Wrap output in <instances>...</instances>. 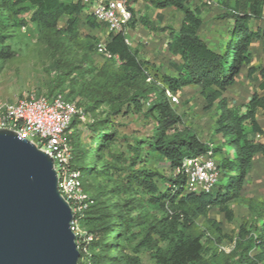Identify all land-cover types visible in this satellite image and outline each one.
Wrapping results in <instances>:
<instances>
[{
    "label": "rangeland",
    "instance_id": "rangeland-1",
    "mask_svg": "<svg viewBox=\"0 0 264 264\" xmlns=\"http://www.w3.org/2000/svg\"><path fill=\"white\" fill-rule=\"evenodd\" d=\"M79 1L83 3V10L78 16L74 38L55 31H38L34 25H29L25 32H16L11 39L5 41L3 46L8 49L10 47L11 56L8 54L7 57L0 58V107L24 97H51L62 93L86 109L84 118L76 122L69 135L68 160L76 171L89 169L92 161L98 160L101 155L103 161L99 162L95 175L87 173L82 176L81 191L87 195L84 201H88L82 210L90 222L82 230L84 236L80 242L83 245L85 237H89L86 243L92 239L97 241L96 251L95 247L94 250L87 249V254L97 253L99 264H123L121 257L126 255L138 256L143 264H152V254L148 249L140 248L137 252L135 249L142 237L140 231L144 229L145 232L142 233L145 234L150 226L157 225L162 211L148 202L149 195L141 188L127 187L126 176L127 169L137 156L134 149L139 146V142L152 139L157 125L154 117L147 112L149 101L143 102V106L138 108L131 99L143 91L148 92L154 85L149 81H138L135 87H129L116 80L120 64L117 61H106L93 50L95 44L106 39L108 34L105 26L89 22L90 2L62 0L66 4ZM138 1L140 2L130 5L138 18L143 14L147 15L149 11L154 12L151 4L144 0ZM216 1L191 0L189 3L199 9L203 20L199 36L211 48L225 53L233 21L219 18L223 10L217 6ZM171 15V22L174 26H179L178 11L174 10ZM66 24V18H63L58 28L65 27ZM259 25H264L261 16L251 19L248 23L249 32L259 33L256 32L260 29ZM129 27L128 24L125 34L127 39ZM251 55L250 64L239 72L234 86L225 92L227 108L241 114L247 112L253 97L264 93L261 88L264 81V45L259 40L253 42ZM163 56V61L171 57L167 49ZM153 76L156 79L154 73ZM175 94L180 102L171 105L182 116L183 124L180 128L192 129L202 141L216 147L220 143L217 122L222 113L218 104L207 110L205 98L198 87H186ZM117 110L120 112L116 114ZM261 112L258 109V119L264 116ZM107 121L115 130L116 136L110 146L100 152L101 138H94V131L102 129ZM260 135V138L253 135L251 139L264 143V136ZM71 137L74 141H71ZM147 151L146 146H143V160L136 168L142 164L147 165L153 172L168 179L173 173L169 164L156 157H146ZM217 158L218 161L222 159L221 156ZM254 165L243 182L240 198L228 203L234 213L233 219L228 221L218 207L210 209L208 217L219 223L224 239L219 248L210 245L209 241L218 239L212 232L213 238L204 241L207 246L204 257L209 260L208 264H235L237 258L233 256V252L228 251L231 250L232 241L241 226L255 223L259 212L264 209V156H258ZM225 181L223 177L219 185L223 186ZM154 183H157L161 191L165 190L160 177L155 178ZM116 215H120L119 227ZM100 217L105 220V224L99 220ZM197 222L201 231H205V218L201 217ZM124 233H129L130 239H124ZM151 237L155 238V235L152 233Z\"/></svg>",
    "mask_w": 264,
    "mask_h": 264
},
{
    "label": "trees",
    "instance_id": "trees-1",
    "mask_svg": "<svg viewBox=\"0 0 264 264\" xmlns=\"http://www.w3.org/2000/svg\"><path fill=\"white\" fill-rule=\"evenodd\" d=\"M122 1L132 12V19L129 22L131 28L139 22L151 30L167 31L168 28L154 26L147 17L136 19V13L130 5L137 3L138 0ZM144 1L156 9L173 8L183 14L179 31L170 33L169 48L182 60L176 77L161 74L154 64L143 60L139 51L129 44L123 32L108 35L104 53H99L97 50L100 42H97L93 49L106 61H117L120 64L117 81L135 87L138 81L148 82V79H151L148 83L154 85V88L148 92L143 91L131 99L138 108L143 106V102L149 101L147 112L154 117L157 125L154 127L152 139L139 142V146L134 149L137 156L127 169L126 180L127 187L137 186L149 195L148 202L162 211V217L157 221V225L150 226L145 234H143L144 229L140 231L142 237L135 252L140 248L148 249L152 254V264H208L209 260L204 257L207 247L204 241L213 238L210 233L212 232L218 236V239L209 241L210 245L219 248L221 240L224 239L219 223L208 217L210 209L218 207L227 220L231 221L234 213L228 203L240 198L243 182L251 171L254 157L257 154L264 155V146L251 139V135L262 133L256 121V111L258 108H264V98L253 97L245 114L228 109L224 98L225 92L236 83L239 72L250 64L253 42L262 39L260 33L249 32L248 23L251 19L261 16L264 0L216 1L217 6L224 11L219 18L233 21L231 38L226 45L225 53L211 48L199 36L203 26L200 11L186 0ZM82 10L83 3L80 1L66 4L62 0H0V58L7 57L8 54L9 57L11 56L10 47L8 49L3 46L5 41L11 39L12 34L16 32H25L29 25H34L38 31H55L74 38L78 16ZM63 18H66L67 24L59 29L58 24ZM89 22L105 26L92 15ZM152 72L157 76L156 79ZM186 87L200 89L207 110L214 108L216 103L221 108L222 113L217 122L220 143L216 147L202 141L192 129L180 128L183 124L182 116L172 107L167 91L175 94ZM119 112L120 110H117L116 114ZM77 121L78 119L74 121L72 128ZM115 136L116 132L109 121L104 123L102 129H95L94 138H101L99 151L108 148ZM72 140L74 141V138L71 137ZM143 146L148 149L146 157H156L169 164L173 173L168 179L153 172L147 165L142 164L136 168L143 160ZM209 151L213 153L220 170V181L210 193L189 192L182 165L185 159L206 155ZM218 156L222 157L221 161H218ZM101 161H103L102 155L98 160L92 161L89 169L78 170L80 182L82 176L87 173L90 176L95 175ZM157 177L163 181L164 191L154 183ZM223 177L226 181L220 186ZM87 202L86 200L84 204ZM115 217L119 227L120 215ZM201 217L205 218L207 224L205 231H201L197 222ZM99 220L105 224L102 217ZM89 222L82 210L78 222L80 229L87 228ZM152 233L155 238L151 237ZM123 235L124 239H130L129 233ZM87 241L85 239L82 245L79 264H99L97 253L87 254V249L94 250L95 247L96 251L97 241L92 239L86 243ZM230 246V251L237 258L235 264H264V209L259 212L255 223L241 226ZM216 257L217 254L214 258ZM121 258L124 260L123 264H143L135 255Z\"/></svg>",
    "mask_w": 264,
    "mask_h": 264
},
{
    "label": "water",
    "instance_id": "water-1",
    "mask_svg": "<svg viewBox=\"0 0 264 264\" xmlns=\"http://www.w3.org/2000/svg\"><path fill=\"white\" fill-rule=\"evenodd\" d=\"M72 221L53 158L0 130V264H79Z\"/></svg>",
    "mask_w": 264,
    "mask_h": 264
},
{
    "label": "built area",
    "instance_id": "built-area-1",
    "mask_svg": "<svg viewBox=\"0 0 264 264\" xmlns=\"http://www.w3.org/2000/svg\"><path fill=\"white\" fill-rule=\"evenodd\" d=\"M91 1V15L106 26L109 34L120 32L126 34L132 12L124 1ZM105 47L106 42H100L97 45L98 52L104 53ZM167 96L172 104H179L180 100L176 94L167 91ZM85 114V109L77 101L70 100L62 93L51 97L43 95L24 97L16 102L4 103L0 107V130L17 133L53 158L59 179V191L73 210L71 228L76 235L80 251L83 248L80 241L84 235L78 222L87 195L81 191L80 172L73 169L67 152L72 125L76 119L84 118ZM182 172L186 176L188 191L195 193H210L219 183L221 176L211 151L206 155L185 159ZM84 239L89 240V237ZM222 248L226 250L225 247Z\"/></svg>",
    "mask_w": 264,
    "mask_h": 264
},
{
    "label": "crops",
    "instance_id": "crops-1",
    "mask_svg": "<svg viewBox=\"0 0 264 264\" xmlns=\"http://www.w3.org/2000/svg\"><path fill=\"white\" fill-rule=\"evenodd\" d=\"M186 1L190 2L191 0H186ZM86 2H90L91 8H92V1L89 0ZM139 2L140 1H138L137 3ZM143 4H146V3H143ZM189 4L191 5V3ZM151 8L152 10H154V12L149 11L147 15L143 14V17H147L154 24V26L158 28H168L167 31L163 32V31L151 30L147 26H144L141 23L137 22L138 25L136 24L135 28L129 27V30H128L129 39H127V41L129 42V40H131L129 44L132 46V48L139 51V55L141 58H143V60L154 64L161 74H166L171 77H176L178 75L179 68L182 65V60L177 53H174L169 48V43L171 42L170 33L179 31L182 21H183V15H181V12H178L177 19L180 20V24L179 26H174V23L171 22L173 21L171 14L175 9L167 8V9L161 10V9H156L153 6ZM149 15H151V18H149ZM137 16L138 15L136 13V19H138ZM261 18L264 23V6L262 7ZM259 28H260L259 31H256V32H259L261 34L262 39H259V41L261 42L262 45H264V37H263L264 36L263 34L264 25L263 26L259 25ZM105 30L107 31L106 27H105ZM107 34L109 35L108 31H107ZM107 39H108V36L106 37V39L100 42H106ZM166 49H167V53L170 54L171 57L170 58L168 57L169 59H167L166 61L165 60L163 61V58H164L163 55ZM261 88L264 92V81L262 82ZM226 96L227 95L224 94L225 99H226ZM257 97L259 99H263L264 93L263 95L261 96L258 95ZM258 109L262 110L261 113H264V108H258ZM258 109L256 111V121L258 125L260 126L262 133L255 134V138H260L261 137L260 134L264 136V116L259 119L257 118L259 114ZM252 136L253 135H251V137ZM255 143H258L264 146V143L261 141H258ZM258 156H264V155L257 154L254 157V160L252 163V169L255 166L254 165L255 159Z\"/></svg>",
    "mask_w": 264,
    "mask_h": 264
}]
</instances>
